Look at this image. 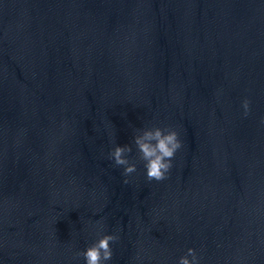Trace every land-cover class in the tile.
<instances>
[{"label":"water","instance_id":"1","mask_svg":"<svg viewBox=\"0 0 264 264\" xmlns=\"http://www.w3.org/2000/svg\"><path fill=\"white\" fill-rule=\"evenodd\" d=\"M261 121L264 0H0V264H82L98 221L113 264H264ZM152 125L170 178L124 184Z\"/></svg>","mask_w":264,"mask_h":264},{"label":"clouds","instance_id":"2","mask_svg":"<svg viewBox=\"0 0 264 264\" xmlns=\"http://www.w3.org/2000/svg\"><path fill=\"white\" fill-rule=\"evenodd\" d=\"M240 108L242 116L247 118L251 112V102L244 98ZM264 123V121H261ZM114 143V142H113ZM184 148L180 132L173 127L146 126L134 129L131 144H115L107 154L108 161L114 168L122 169L123 183L128 184L138 171V163L142 164L143 172L149 183L163 182L170 178L177 153ZM135 149V159H130ZM95 239L83 250L75 253L82 264H113V245L120 237L118 234L106 231L101 222L93 226ZM176 264H202V256L196 248H187L184 255L180 256Z\"/></svg>","mask_w":264,"mask_h":264}]
</instances>
